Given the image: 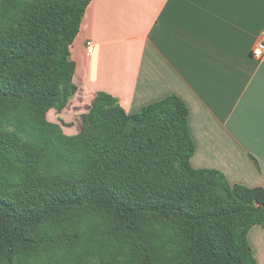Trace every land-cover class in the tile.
Instances as JSON below:
<instances>
[{
	"label": "trees",
	"instance_id": "obj_1",
	"mask_svg": "<svg viewBox=\"0 0 264 264\" xmlns=\"http://www.w3.org/2000/svg\"><path fill=\"white\" fill-rule=\"evenodd\" d=\"M92 1L0 0V264H257L264 188L192 166L179 96L131 114L99 92L72 136L47 120Z\"/></svg>",
	"mask_w": 264,
	"mask_h": 264
},
{
	"label": "crops",
	"instance_id": "obj_2",
	"mask_svg": "<svg viewBox=\"0 0 264 264\" xmlns=\"http://www.w3.org/2000/svg\"><path fill=\"white\" fill-rule=\"evenodd\" d=\"M263 35L264 0H93L71 48L69 105L87 113L106 92L134 114L177 95L190 110L192 166L264 188V59L252 57ZM248 240L264 264V227Z\"/></svg>",
	"mask_w": 264,
	"mask_h": 264
},
{
	"label": "rangeland",
	"instance_id": "obj_3",
	"mask_svg": "<svg viewBox=\"0 0 264 264\" xmlns=\"http://www.w3.org/2000/svg\"><path fill=\"white\" fill-rule=\"evenodd\" d=\"M76 107H82V108L80 110H77ZM54 110L56 111L55 118L57 119L58 122L54 124H58L63 129L64 133L68 135L77 132L79 125L81 124L82 121V115L87 111V106L85 104H83L82 106H78V105L76 106V103L72 101L70 105L68 103L64 109L61 110L54 109ZM49 119L50 117L47 118V120L50 122Z\"/></svg>",
	"mask_w": 264,
	"mask_h": 264
},
{
	"label": "built area",
	"instance_id": "obj_4",
	"mask_svg": "<svg viewBox=\"0 0 264 264\" xmlns=\"http://www.w3.org/2000/svg\"><path fill=\"white\" fill-rule=\"evenodd\" d=\"M94 51V46L92 42L87 43V53L92 55ZM252 57L258 60L264 59V35L262 39L256 44L252 50Z\"/></svg>",
	"mask_w": 264,
	"mask_h": 264
}]
</instances>
